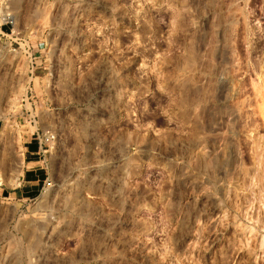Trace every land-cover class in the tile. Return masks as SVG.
Instances as JSON below:
<instances>
[{
    "label": "rangeland",
    "instance_id": "rangeland-1",
    "mask_svg": "<svg viewBox=\"0 0 264 264\" xmlns=\"http://www.w3.org/2000/svg\"><path fill=\"white\" fill-rule=\"evenodd\" d=\"M0 264H264V0H0Z\"/></svg>",
    "mask_w": 264,
    "mask_h": 264
},
{
    "label": "built area",
    "instance_id": "built-area-1",
    "mask_svg": "<svg viewBox=\"0 0 264 264\" xmlns=\"http://www.w3.org/2000/svg\"><path fill=\"white\" fill-rule=\"evenodd\" d=\"M0 18L2 20L3 23L9 22L10 23V17H9V13L5 12L4 14H0Z\"/></svg>",
    "mask_w": 264,
    "mask_h": 264
}]
</instances>
